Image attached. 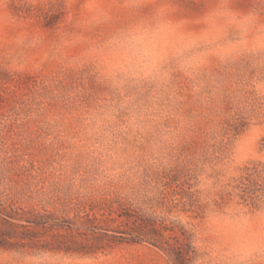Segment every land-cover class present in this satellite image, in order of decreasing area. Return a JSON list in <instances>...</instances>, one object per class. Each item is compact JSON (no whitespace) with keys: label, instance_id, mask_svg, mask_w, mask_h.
Returning a JSON list of instances; mask_svg holds the SVG:
<instances>
[{"label":"rangeland","instance_id":"rangeland-1","mask_svg":"<svg viewBox=\"0 0 264 264\" xmlns=\"http://www.w3.org/2000/svg\"><path fill=\"white\" fill-rule=\"evenodd\" d=\"M0 264H264V0H0Z\"/></svg>","mask_w":264,"mask_h":264}]
</instances>
